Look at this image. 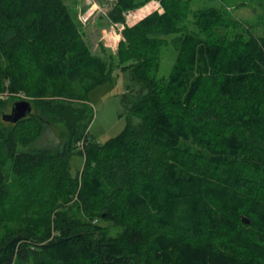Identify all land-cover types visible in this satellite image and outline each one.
Returning a JSON list of instances; mask_svg holds the SVG:
<instances>
[{"label":"trees","instance_id":"1","mask_svg":"<svg viewBox=\"0 0 264 264\" xmlns=\"http://www.w3.org/2000/svg\"><path fill=\"white\" fill-rule=\"evenodd\" d=\"M147 1L115 0L108 17L123 22ZM158 1L161 12L121 31L118 58L134 60L120 68L126 122L99 142L91 111L65 114L111 73L65 2L0 0V93L35 99L70 132L52 150L35 145L32 110L0 119V264H264V31L235 49L189 29L190 0ZM199 15L209 29L229 24ZM168 43L176 55L161 77L149 58ZM67 152L84 158L75 176Z\"/></svg>","mask_w":264,"mask_h":264},{"label":"rangeland","instance_id":"2","mask_svg":"<svg viewBox=\"0 0 264 264\" xmlns=\"http://www.w3.org/2000/svg\"><path fill=\"white\" fill-rule=\"evenodd\" d=\"M69 13L83 34L84 40L92 55L104 64V71H110V81L94 87L82 99H75L71 103L72 109L66 112V119L79 114L76 109L83 108L92 113L89 123V135L99 142L118 134L125 126L126 111L120 102V94L125 90L127 83L126 69L133 59L120 61L117 48L122 39L121 31L126 25H132L152 11H162L158 0H148L144 4L124 12L123 22H113L108 12L115 0H63ZM205 10L220 11L228 19L229 24L215 25L212 29L207 24L201 26L198 17ZM186 23L190 30L201 37L210 35L219 36L224 43L235 49H247L251 39L262 35L264 31V0H190V13ZM206 25V27H205ZM176 50L171 43L161 46L149 62L158 65L157 75L164 77L168 74L175 59ZM89 80V81H88ZM93 79H84L76 82L75 89L79 92L90 85ZM27 100L31 103L33 115L40 116L43 121V130L35 141L38 147L59 149L68 138L70 132L64 120H56L51 112L42 113L39 102L27 97L22 92L0 93V119L3 114L11 111L16 100ZM64 114V113H63ZM134 120L136 118L134 117ZM0 124V129L4 126ZM80 144V143H79ZM84 158L75 152L66 153L68 174L75 176L83 167ZM100 225L110 226V223L100 222ZM111 233L118 231L117 227H110ZM26 264V263H23ZM32 264V262H30Z\"/></svg>","mask_w":264,"mask_h":264},{"label":"water","instance_id":"3","mask_svg":"<svg viewBox=\"0 0 264 264\" xmlns=\"http://www.w3.org/2000/svg\"><path fill=\"white\" fill-rule=\"evenodd\" d=\"M31 103L27 100H16L14 101L11 111L9 113L3 114L2 118L6 121L16 122L20 118L27 116L31 112ZM243 222H249L246 217L242 218Z\"/></svg>","mask_w":264,"mask_h":264}]
</instances>
